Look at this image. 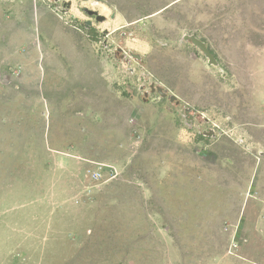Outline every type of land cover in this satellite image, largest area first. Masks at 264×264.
Masks as SVG:
<instances>
[{
	"label": "rangeland",
	"instance_id": "rangeland-1",
	"mask_svg": "<svg viewBox=\"0 0 264 264\" xmlns=\"http://www.w3.org/2000/svg\"><path fill=\"white\" fill-rule=\"evenodd\" d=\"M0 264H264V0H0Z\"/></svg>",
	"mask_w": 264,
	"mask_h": 264
},
{
	"label": "flooded vegetation",
	"instance_id": "flooded-vegetation-1",
	"mask_svg": "<svg viewBox=\"0 0 264 264\" xmlns=\"http://www.w3.org/2000/svg\"><path fill=\"white\" fill-rule=\"evenodd\" d=\"M56 6H57V3H56ZM69 3H66V2H63L61 7H59V10L62 14H65L68 10H69ZM84 12L85 14L87 15V19L83 20L82 22L77 19L74 15H71V23L73 24L74 26V29L76 31H81V29L85 30L86 31V36L88 38H92V36L97 33V28L94 26V22H103L104 21V16H100L97 12L93 11V10H89V9H84ZM114 15H111V18H113ZM107 30H103L102 32V35L106 38L108 35H107ZM195 36V35H194ZM106 40L104 39V43L103 45L106 47ZM190 43V42H189ZM191 44V43H190ZM192 45V44H191ZM208 48V47H207ZM209 49V48H208ZM211 52V51H210ZM117 53H120V49L117 50ZM115 53V57L117 56ZM157 88H161L162 92H165L166 95L164 97H162L158 92H157ZM142 92H143V95L144 96H147L149 95L150 93H156L159 97L161 98H168V100L170 101V96L171 95H168L167 94V90L165 88H163L160 83H153V82H150V84L148 85V90H143L142 89ZM174 102V104L178 105L179 102L177 100V98L172 101ZM188 110V111H186ZM192 113V110L187 108V107H184L183 106V118H185L187 120V123H191L193 122V119H194V116L191 114ZM205 133H207L208 135L210 134L212 136L213 132L211 133V131L209 132H205V131H202V132H198V136L200 135L199 138H205ZM209 135V137H210Z\"/></svg>",
	"mask_w": 264,
	"mask_h": 264
},
{
	"label": "water",
	"instance_id": "water-1",
	"mask_svg": "<svg viewBox=\"0 0 264 264\" xmlns=\"http://www.w3.org/2000/svg\"><path fill=\"white\" fill-rule=\"evenodd\" d=\"M183 40L190 42L197 50H199L202 53V55L207 59L208 64L213 65V66H217L218 63L215 60L213 54L210 52V50L207 48L206 44L202 40L198 39L194 35H184ZM129 55L136 60H140V56L138 54H133L132 52H130ZM157 92L162 97H164L166 95L165 92H162L161 88H157ZM175 99H176V96H174V95L170 96V102L174 101ZM186 111H188V110H186ZM211 133H212V130H211ZM206 135H208V134L205 133V136Z\"/></svg>",
	"mask_w": 264,
	"mask_h": 264
},
{
	"label": "crops",
	"instance_id": "crops-1",
	"mask_svg": "<svg viewBox=\"0 0 264 264\" xmlns=\"http://www.w3.org/2000/svg\"><path fill=\"white\" fill-rule=\"evenodd\" d=\"M242 261H247L248 259L244 258V259H241Z\"/></svg>",
	"mask_w": 264,
	"mask_h": 264
}]
</instances>
